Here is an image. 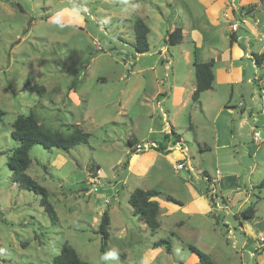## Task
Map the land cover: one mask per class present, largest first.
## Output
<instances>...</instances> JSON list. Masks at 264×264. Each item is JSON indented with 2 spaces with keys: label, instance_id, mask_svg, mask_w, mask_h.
<instances>
[{
  "label": "rangeland",
  "instance_id": "rangeland-1",
  "mask_svg": "<svg viewBox=\"0 0 264 264\" xmlns=\"http://www.w3.org/2000/svg\"><path fill=\"white\" fill-rule=\"evenodd\" d=\"M137 20L150 29L145 54L133 48ZM176 28L183 40L166 44ZM260 54L264 0H0V264H52L65 244L87 264H201L187 246L215 264H264V67L253 58ZM212 59L215 88L199 102L209 113L226 102L233 111L219 120L218 136L233 139L231 149L210 152L198 142L213 146L214 125L206 121L213 114L195 110L192 95L195 61ZM27 82L46 91L26 90ZM171 88L175 96H159ZM30 112L52 131L79 126L90 135L69 152H29L27 174L48 191L54 220L7 165L18 145L12 125ZM161 130L181 140L178 151L154 149L156 140L167 145ZM183 148L190 162L181 159ZM205 174L217 181L234 175L236 183L221 188ZM137 188L162 194L154 198V232L128 203ZM249 207L255 217L246 219ZM105 211L110 239L101 257ZM162 239L172 255L154 248Z\"/></svg>",
  "mask_w": 264,
  "mask_h": 264
},
{
  "label": "trees",
  "instance_id": "trees-1",
  "mask_svg": "<svg viewBox=\"0 0 264 264\" xmlns=\"http://www.w3.org/2000/svg\"><path fill=\"white\" fill-rule=\"evenodd\" d=\"M135 44L133 48L138 54H145L149 51L148 35L150 29L147 24L142 20H137L134 24ZM183 40L182 29L176 28L170 32L165 39L166 44L171 46L178 45ZM235 39H231L233 43ZM255 64L257 66H263L264 54L253 56ZM215 61L211 60L205 63H197L195 61V91L192 95V101L198 103L201 95L213 89L215 76L213 68ZM26 90L36 91L38 94H42L46 91L45 87L40 85H31L29 82L25 84ZM160 96H165L162 94ZM5 116V112L0 109V122ZM168 135H166L167 137ZM12 139L18 144L14 149L12 155L8 160V168L13 173L15 181L20 186L30 192H34L36 195L41 196V206L45 209L52 220L57 219L56 212L53 206L48 201V191L40 186L35 180H33L28 174L32 160L29 157V152L34 146H41L45 149L57 148L66 152L71 151L77 146L86 144L90 138V135L83 131L79 126H74L70 134H64L59 131H52L43 126L34 112H30L28 115H19L12 125L11 132ZM128 145L132 147L134 142L129 140ZM157 151L164 152L161 143L156 147ZM207 181L211 182V177L205 174ZM262 183L261 186H263ZM210 190H208L209 192ZM216 194V193H215ZM162 194L156 190H143L140 188L135 189L129 197L128 203L134 209V212L141 220L145 222L147 227L151 231H156L160 228L158 221L160 205L154 198L160 197ZM214 194L211 196L213 197ZM217 197V194H216ZM168 202L182 206V203L176 201L171 196H166ZM213 201V199H211ZM243 217L254 218L255 210L253 207L243 211ZM110 227V215L108 211H105L101 216V221L98 226L97 234L101 239V257L106 253V248L110 239L109 234ZM154 248L165 247L166 253L173 254L171 243L168 239H162L155 243ZM187 250L195 253L200 260L201 264H215L208 255L194 246H187ZM176 264H184L178 259H174ZM52 264H87L83 262L76 250L68 245H63L61 252L53 260Z\"/></svg>",
  "mask_w": 264,
  "mask_h": 264
},
{
  "label": "crops",
  "instance_id": "crops-1",
  "mask_svg": "<svg viewBox=\"0 0 264 264\" xmlns=\"http://www.w3.org/2000/svg\"><path fill=\"white\" fill-rule=\"evenodd\" d=\"M236 41H237V39H235L234 41H233V43L236 45ZM236 48V47H235ZM235 48H234V50H235ZM241 56H243V52L240 50V51H238V57H241ZM213 60V59H212ZM211 61V60H210ZM215 61V60H214ZM263 67H264V64H263ZM215 76V75H214ZM215 88V86L213 87V89ZM213 89H211V90H213ZM176 92H177V90H175V89H173V88H171L170 89V92L168 93V92H164V93H162V94H165V96L164 97H166V98H170V97H172V96H175V94H176ZM206 92H208V91H206ZM205 92V93H206ZM205 93H203L202 95H204ZM162 94H160V95H162ZM159 95V96H160ZM201 95V96H202ZM200 100L202 101V99L200 98ZM201 101L200 102H198V103H195V110H198V108L197 107H199V110H200V112H201V114L204 116V112H207V113H209L210 112V109H211V107L209 106V105H206V104H204L203 103V107H202V104H201ZM203 108V109H202ZM230 110V111H228V110ZM233 110L231 109V108H229V107H227V104H226V102H224L222 105H220L218 108L216 107L215 109H214V111L212 112V113H209V114H213L212 116H210V118L208 119V118H206V121H207V123H210V124H212V122H213V125H214V134H215V139L213 140L214 142H213V146L212 145H209V144H207L206 143V141L205 140H203V139H200V141L198 142V145L200 146V147H202V145H203V147H205L206 148V150L205 151H213L214 149L215 150H219V149H231L232 147H231V140L233 139V137H232V135H231V133L230 132H226V136L227 135H229V139H226V138H221V137H219L218 136V133H219V129H218V122H219V120L222 118V116H224V115H230L231 113L230 112H232ZM217 115L216 116V118H215V122H214V120H211L213 117H214V115ZM157 119H158V117H156ZM157 119H154L153 120V129H152V131H151V135H153L154 133H156V126H157V122H156V120ZM228 124H229V122L227 121L226 122V127L228 126ZM217 128H216V127ZM209 128H210V125H209ZM192 129H194V125H193V128ZM160 133H163V135H164V138L165 139H167L166 140V143H167V145L165 144H161L162 145V148H164V152H162V153H165L166 155L167 154H169V153H172V151H178V149H180L179 147H180V145L182 144V142H181V140H179V139H177L176 141H172L171 139H168L169 138V135L166 137V135H167V132H164V130H161V132ZM157 135V134H156ZM175 135V134H174ZM225 136V137H226ZM155 143H161V142H158L157 140H156V142ZM155 147V146H154ZM154 149H156V147L154 148ZM188 149L189 148H183L181 151H182V154H181V152H180V157H181V159H183V158H185L188 162H190V160H191V156L188 154ZM236 176H234V175H231V176H225V177H221V181H217L216 179H212V181L215 183V182H218L219 184H220V186H221V188H224L227 184H228V186H230V188H233V186H234V184L236 183L235 181H236Z\"/></svg>",
  "mask_w": 264,
  "mask_h": 264
},
{
  "label": "built area",
  "instance_id": "built-area-1",
  "mask_svg": "<svg viewBox=\"0 0 264 264\" xmlns=\"http://www.w3.org/2000/svg\"><path fill=\"white\" fill-rule=\"evenodd\" d=\"M242 2H243V0H232V3H233V4H234V3H242ZM238 28H239L238 25H233L232 30H233V31H236ZM253 138H254V141H255L256 143H258V144H259L260 142L263 141L262 138H261L260 133L257 132V131L254 132V134H253ZM261 140H262V141H261ZM184 168H185V163H179V164L177 165V169H184ZM260 241H261V243H264V239H263V238H261Z\"/></svg>",
  "mask_w": 264,
  "mask_h": 264
},
{
  "label": "clouds",
  "instance_id": "clouds-1",
  "mask_svg": "<svg viewBox=\"0 0 264 264\" xmlns=\"http://www.w3.org/2000/svg\"><path fill=\"white\" fill-rule=\"evenodd\" d=\"M111 255H115L114 253H112Z\"/></svg>",
  "mask_w": 264,
  "mask_h": 264
}]
</instances>
